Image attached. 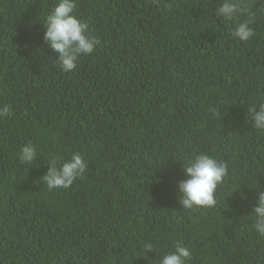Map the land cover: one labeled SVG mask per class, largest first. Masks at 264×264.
Returning a JSON list of instances; mask_svg holds the SVG:
<instances>
[{"label": "trees", "instance_id": "obj_1", "mask_svg": "<svg viewBox=\"0 0 264 264\" xmlns=\"http://www.w3.org/2000/svg\"><path fill=\"white\" fill-rule=\"evenodd\" d=\"M76 1L84 9L102 4L113 22L106 30L109 35L100 68L91 59L82 64L88 94L70 98L60 123L70 132L71 147L57 145L27 163L28 173L35 170L42 176L54 162L52 157L63 161L70 157L67 153L79 152L87 161L83 177L69 189L55 190L65 200V218L72 230L43 235L52 215L39 208L32 197L41 198L46 187L37 182L36 173L25 177L18 156L22 146L16 148L14 135L19 137L24 119H34L32 102L39 92L28 75L43 67L41 54L47 48L35 29L49 14L42 6L57 0H0V104L11 110V115L0 118V263L158 264L160 256L172 251L176 242L189 247L190 264H221L223 258L244 250L253 259L254 252L246 248L247 232L240 231L219 245L212 244L209 235L226 214L252 209L264 185V135L254 130L247 111L232 112L230 97L235 85L228 80L236 81L244 94L249 83L260 79L259 64L252 67L251 75L236 72L235 66L264 61L260 56L264 34L250 25L255 33L251 39L233 38L231 31L243 20L238 18L222 30H228L225 44L216 41L219 28L204 37L207 29L218 25L217 16L211 17L212 0H200L201 21L194 14L186 21L195 27L201 24L196 34L199 44L191 34L186 41V49L191 51L186 65L179 61L182 72L174 76L172 84L161 76V84L146 85V74L151 72L148 66L140 65L132 72L116 66L108 76V66L119 54L116 41L123 36L115 24L143 28L141 6L145 0ZM152 1L157 22L168 31L178 27L174 15L183 7L175 10L174 3L179 0ZM246 3L250 7L245 14L259 11L257 0ZM38 10L40 18L31 24ZM58 76L51 69L43 71L42 85L48 98H54L52 89L58 88ZM214 108L221 116L212 115ZM55 116L56 111L51 110V120ZM60 127L53 129L58 132ZM55 134L44 130V141L52 145ZM198 153L228 165V175L217 188V205L205 208L208 215L197 207L185 210L179 202L180 175L185 179L181 166ZM145 156L152 158L134 164L137 157ZM126 178L132 179L133 185L120 191L118 180ZM23 187L28 193L22 197ZM145 242L153 243V252L146 255Z\"/></svg>", "mask_w": 264, "mask_h": 264}, {"label": "clouds", "instance_id": "obj_2", "mask_svg": "<svg viewBox=\"0 0 264 264\" xmlns=\"http://www.w3.org/2000/svg\"><path fill=\"white\" fill-rule=\"evenodd\" d=\"M186 1L188 0H179L174 3L175 10L181 7L183 10L174 15L178 27L170 31L155 19L152 0H145L144 5L141 6L143 28L136 24L116 23L115 26L123 30V36L121 40L116 41L119 54L116 60L110 62L108 76H110L112 68L116 66H120L124 72H132L142 65L148 66L151 70L146 74V85L161 84V76L167 77L172 84L175 81L174 76L182 72L179 61L186 65L190 56L191 51L186 49V41L191 39V34L195 36V43L199 44L196 34L200 31L201 24L195 27L186 24V21L192 14L200 18L201 21L200 0H189L191 2L188 5H186ZM257 3L259 11L247 15L245 13L250 5L246 3V0H214V2L212 0L211 17L217 16L215 22L218 26L207 29L204 37L213 29L219 28L221 31L216 36V41L225 44L224 36L228 30H222L230 24L232 26L233 20L238 18L243 20L237 23L231 31L233 38L240 41L251 39L255 35L251 26L264 34V0H257ZM42 9L49 14L46 12L48 15L43 24H37L35 33L37 37L43 38L47 45L41 54L44 65L41 69L34 70L28 75V80L39 92V96L32 102L35 120L24 119L18 128L19 137L14 135L16 148L22 146L18 156L23 162L25 177L36 173L35 170L28 173L30 169L27 163L33 162L57 145L71 147L68 137L70 132L68 133L63 127H60V123L70 105V98L76 95L83 97L88 94V77L82 69V64L91 59L97 68H100V59L106 54L105 40L109 35L106 30L113 22V18L106 15V11L102 9V4L94 9H84L81 3L76 0H57L52 5H43ZM40 15V10L35 13V16L32 15L31 24L38 20ZM211 20L213 19L211 18ZM219 47L220 45L216 47V50ZM260 56L264 58V52ZM258 64L260 79L249 83L244 94L242 88L238 89L236 81L228 80L235 85L230 97L232 112L235 113V110L247 111L254 130L258 134L264 135V97H261L262 93L264 96V61L262 59L250 66L244 64L241 66L238 63L235 66V71H240L242 75H251L252 67ZM47 68L59 74L58 88L53 87L54 98L52 99L48 98L42 85L43 71ZM189 74L190 70H186V75ZM189 82L194 84L191 80ZM51 110L56 111L53 120H51ZM9 115H11L10 106L0 104V118ZM212 115L219 117L221 113L214 108ZM56 125L60 127L58 132L53 129ZM50 129L56 133L52 145L47 144L43 139V131ZM222 133H225V130H222ZM66 155H70V157L68 156L69 158L67 157L63 161L52 157L54 162L42 172V176L38 171L36 173L37 182L44 184L46 193H43L41 198L32 197V201L52 215L51 220L46 223V227L42 231L43 235H50L52 232L64 229L72 230L70 221L65 218V200L63 197H59L55 190L69 189L78 178L83 177L87 161L79 152ZM142 158L137 157L134 164L147 162L152 157ZM181 168L185 179L182 180L181 174L177 185L180 193V205L185 210L197 207L202 213L208 215L205 208L217 205V188L228 175V165L206 153H198L189 158ZM131 173L134 175L133 169ZM118 181L120 191L130 189L133 185L132 179L126 178ZM36 192H40L39 187ZM27 193L28 190L23 187L22 197ZM15 194L18 195V191ZM240 195L243 199L244 194ZM240 231L249 234V244L246 245V248L252 250L255 257L251 259V255L244 250L237 255L223 258V261L219 263L264 264L262 256L264 253V185L258 192L252 209H247L246 212L226 214L222 222L211 231L209 238L212 244L219 245L226 239H232ZM144 249L145 255L148 252H153V243L145 242ZM191 259L192 253L189 247L176 242L172 251L160 256L158 264H190Z\"/></svg>", "mask_w": 264, "mask_h": 264}, {"label": "water", "instance_id": "obj_3", "mask_svg": "<svg viewBox=\"0 0 264 264\" xmlns=\"http://www.w3.org/2000/svg\"><path fill=\"white\" fill-rule=\"evenodd\" d=\"M168 26H171V24H169Z\"/></svg>", "mask_w": 264, "mask_h": 264}]
</instances>
